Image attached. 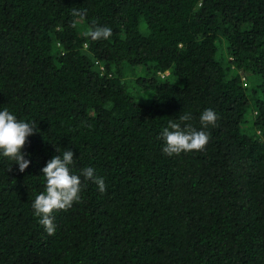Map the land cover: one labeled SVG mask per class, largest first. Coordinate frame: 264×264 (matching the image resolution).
Segmentation results:
<instances>
[{"label":"trees","instance_id":"obj_1","mask_svg":"<svg viewBox=\"0 0 264 264\" xmlns=\"http://www.w3.org/2000/svg\"><path fill=\"white\" fill-rule=\"evenodd\" d=\"M4 109L36 130L24 172L0 154V264H264V0H0ZM186 113L206 148L166 155ZM70 149L48 235L32 202Z\"/></svg>","mask_w":264,"mask_h":264},{"label":"clouds","instance_id":"obj_2","mask_svg":"<svg viewBox=\"0 0 264 264\" xmlns=\"http://www.w3.org/2000/svg\"><path fill=\"white\" fill-rule=\"evenodd\" d=\"M74 16H82L79 10H73ZM94 28L84 32L85 37L93 41L107 40L112 36V29L95 23ZM75 26V24H73ZM191 119L186 113L179 117V122L169 121L160 136L165 141L163 152L166 155H180L191 151H203L209 141V135L204 130H196L191 124L185 123ZM218 117L212 109H205L200 115L203 128L215 126ZM183 125V126H182ZM36 130L34 125L18 120L7 109L0 110V154L14 161L19 166V171L24 172L31 163L25 159L22 151L27 138ZM59 149L56 148V153ZM74 162L73 150H65L61 155H54L46 166L41 169L46 179L45 192L37 195L32 202L34 215L39 218V223L44 226L48 235H54L56 226L53 213L59 210H68L74 202L81 199L80 192L82 181L79 175L72 174L70 165ZM11 170V169H10ZM85 181H91L98 186L101 193L106 191V184L102 177L95 176L94 169L87 167L82 170Z\"/></svg>","mask_w":264,"mask_h":264}]
</instances>
